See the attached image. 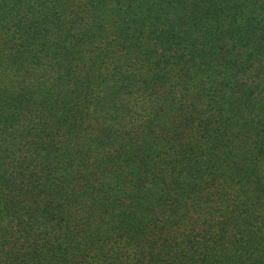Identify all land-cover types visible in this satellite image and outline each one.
<instances>
[{"label":"trees","instance_id":"1","mask_svg":"<svg viewBox=\"0 0 264 264\" xmlns=\"http://www.w3.org/2000/svg\"><path fill=\"white\" fill-rule=\"evenodd\" d=\"M264 0H0V264H264Z\"/></svg>","mask_w":264,"mask_h":264},{"label":"clouds","instance_id":"2","mask_svg":"<svg viewBox=\"0 0 264 264\" xmlns=\"http://www.w3.org/2000/svg\"><path fill=\"white\" fill-rule=\"evenodd\" d=\"M261 6H264V4H262V5L249 4L247 7L251 9V8H257V7H261Z\"/></svg>","mask_w":264,"mask_h":264}]
</instances>
